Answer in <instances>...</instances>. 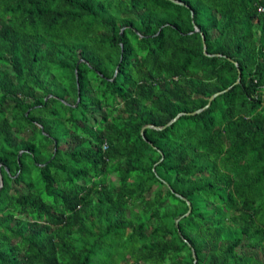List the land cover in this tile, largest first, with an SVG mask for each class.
I'll use <instances>...</instances> for the list:
<instances>
[{
	"label": "trees",
	"instance_id": "trees-1",
	"mask_svg": "<svg viewBox=\"0 0 264 264\" xmlns=\"http://www.w3.org/2000/svg\"><path fill=\"white\" fill-rule=\"evenodd\" d=\"M178 1L0 0V264H264V0Z\"/></svg>",
	"mask_w": 264,
	"mask_h": 264
},
{
	"label": "water",
	"instance_id": "water-1",
	"mask_svg": "<svg viewBox=\"0 0 264 264\" xmlns=\"http://www.w3.org/2000/svg\"><path fill=\"white\" fill-rule=\"evenodd\" d=\"M172 1L180 2V1H178V0H172ZM181 3H183V2H181ZM121 31H122V29H121ZM193 31H199V28H198L196 25H194V30H193ZM204 40H205V37L202 35V41L204 42ZM205 49H206V46L203 45V50H204V52H205ZM239 80H240V69L238 68V76H237V79H236L235 82L238 83ZM219 93H220V92H216V93L212 94V95L209 97L206 106H208V105L210 104L211 100H212L217 94H219ZM200 110H201V109H200ZM200 110H196L195 112H198V111H200ZM180 115H182V113H178V114H177L174 118H172V120L169 121L168 123L173 122V121L176 120ZM149 126H153V125H149ZM154 127L157 128V129L161 128L160 126H154ZM1 185H2V176L0 175V187H1ZM189 205H190V204H189ZM189 211H190V206H189L188 212H189Z\"/></svg>",
	"mask_w": 264,
	"mask_h": 264
}]
</instances>
